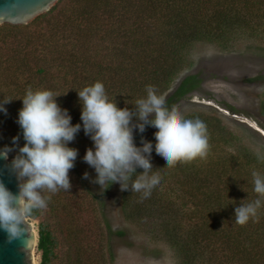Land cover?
<instances>
[{"label":"trees","instance_id":"1","mask_svg":"<svg viewBox=\"0 0 264 264\" xmlns=\"http://www.w3.org/2000/svg\"><path fill=\"white\" fill-rule=\"evenodd\" d=\"M261 30L264 0H59L27 25L4 24L0 26V101H12L4 105L7 114L0 113V149L15 147L9 153L14 158L25 143L17 119L20 99L29 89L59 95L57 103L68 110L73 125L81 123L77 92L96 82L104 85L109 100L119 108L135 112V103L146 96L148 86L162 96L170 90L190 65L195 44L225 50L242 32ZM198 85L196 76L186 77L165 100L166 106L171 109ZM184 118L205 123L206 157L166 168L153 151L151 163L160 186L147 198L131 188L122 191L123 216L136 223L156 221L158 234L174 252L177 264H264V204L246 225L235 223V207L259 198L253 191L252 173L264 174V160L216 117L192 112ZM156 131L153 127L143 134L135 131L136 145L141 146V139L155 145ZM17 136L18 145L13 146ZM68 146L78 150L69 171L71 186L76 182L85 192L108 194L116 184L100 189L92 182L94 169L83 161L86 150L93 147L91 139L81 130ZM142 172L136 170L137 175ZM62 192H45L47 206L56 209ZM38 218L39 211L34 210L29 219ZM53 248L51 232L39 225L40 264L50 263ZM85 253L78 255L77 264H103Z\"/></svg>","mask_w":264,"mask_h":264},{"label":"clouds","instance_id":"2","mask_svg":"<svg viewBox=\"0 0 264 264\" xmlns=\"http://www.w3.org/2000/svg\"><path fill=\"white\" fill-rule=\"evenodd\" d=\"M81 104V123L72 124L67 109L57 103L59 95L51 90H27L22 100L17 123L22 130V147L11 161V170L18 181V192L13 194L0 182V232L9 241L25 235L26 221L34 210L47 207V193L71 189L69 171L74 168L78 150L68 145L83 130L93 142L86 150L83 161L96 173L92 181L104 189L105 185L119 184L121 191L131 188L147 198L160 186L158 171L153 170V151L164 162L166 168L178 162L203 159L208 152L207 128L200 119H186L177 109L166 106L165 97L157 95L152 86L146 88V96L135 103V112L119 108L109 100L101 82L84 87L77 92ZM0 101V113L7 114L5 104ZM137 123H132L133 119ZM153 127L155 145L141 139V146L134 140V131L143 134ZM20 137H14L13 146ZM15 147L0 149V158L7 160ZM264 160V155L257 154ZM142 169L137 175L136 170ZM135 175V179L132 177ZM253 191L258 194L255 201L235 207V223L246 225L257 217L264 204V174L254 171ZM83 179H89L87 172ZM131 181V183H129Z\"/></svg>","mask_w":264,"mask_h":264},{"label":"rangeland","instance_id":"3","mask_svg":"<svg viewBox=\"0 0 264 264\" xmlns=\"http://www.w3.org/2000/svg\"><path fill=\"white\" fill-rule=\"evenodd\" d=\"M189 64L165 100L186 77L196 76L197 89L172 108L183 117L192 112L216 117L243 145L264 155V30L242 32L225 50L197 43L190 49ZM121 192L116 184L108 194L102 196L100 190L92 194L74 182L68 192L61 193L56 209H38V220L27 221L37 233L39 225L51 232L54 248L49 264H77L81 251L103 264H177L174 252L158 234L156 221L125 219ZM36 257L40 264L37 251Z\"/></svg>","mask_w":264,"mask_h":264},{"label":"water","instance_id":"4","mask_svg":"<svg viewBox=\"0 0 264 264\" xmlns=\"http://www.w3.org/2000/svg\"><path fill=\"white\" fill-rule=\"evenodd\" d=\"M59 0H0V26L27 25L38 16L50 11ZM13 158H0V182L13 193L18 192V181L11 170ZM38 233L32 224L26 221L25 235L9 241L0 232V264H35Z\"/></svg>","mask_w":264,"mask_h":264},{"label":"bare ground","instance_id":"5","mask_svg":"<svg viewBox=\"0 0 264 264\" xmlns=\"http://www.w3.org/2000/svg\"><path fill=\"white\" fill-rule=\"evenodd\" d=\"M34 230H35V228H34ZM35 233H36V230H35ZM35 264H39L37 257H35Z\"/></svg>","mask_w":264,"mask_h":264}]
</instances>
